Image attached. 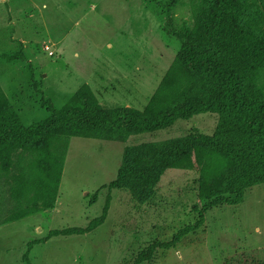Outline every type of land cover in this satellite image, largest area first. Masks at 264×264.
Here are the masks:
<instances>
[{
	"label": "rangeland",
	"instance_id": "rangeland-1",
	"mask_svg": "<svg viewBox=\"0 0 264 264\" xmlns=\"http://www.w3.org/2000/svg\"><path fill=\"white\" fill-rule=\"evenodd\" d=\"M207 3L0 0V85L26 125L49 115L42 98L61 108L84 83L105 106L144 109L180 48L164 30L163 4L178 28ZM241 3L243 27L264 33V0ZM219 119L204 112L122 138L65 137L55 146L64 155L57 200L11 222L20 204L12 179L1 176L0 264H264V183L245 189L238 203L211 205L234 197L222 193L228 159L193 139L212 134ZM183 143L188 150L172 159L150 199L108 186L124 161L161 165L165 151ZM100 216L89 232H54Z\"/></svg>",
	"mask_w": 264,
	"mask_h": 264
},
{
	"label": "trees",
	"instance_id": "trees-1",
	"mask_svg": "<svg viewBox=\"0 0 264 264\" xmlns=\"http://www.w3.org/2000/svg\"><path fill=\"white\" fill-rule=\"evenodd\" d=\"M163 8L164 30L178 38L180 48L144 109L105 106L84 83L61 108L42 98L49 115L26 125L0 85V177L12 179L10 194L20 204L6 222L53 206L64 166V155L55 146L65 137L122 138L162 130L204 112L220 115L217 128L197 135L193 143L228 159L222 193L234 194L220 195L211 205L238 203L245 189L264 183V33L253 35L243 27L241 0H208L194 21L178 28L169 5ZM188 148L183 143L165 151L161 165L128 159L108 186L128 189L144 202L153 196L154 185L172 159ZM103 219L54 232L86 233Z\"/></svg>",
	"mask_w": 264,
	"mask_h": 264
},
{
	"label": "built area",
	"instance_id": "built-area-1",
	"mask_svg": "<svg viewBox=\"0 0 264 264\" xmlns=\"http://www.w3.org/2000/svg\"><path fill=\"white\" fill-rule=\"evenodd\" d=\"M45 49H46V50H49V49H50V46L46 44V45H45Z\"/></svg>",
	"mask_w": 264,
	"mask_h": 264
}]
</instances>
